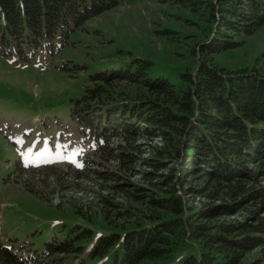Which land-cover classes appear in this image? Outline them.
<instances>
[{"label": "trees", "instance_id": "16d2710c", "mask_svg": "<svg viewBox=\"0 0 264 264\" xmlns=\"http://www.w3.org/2000/svg\"><path fill=\"white\" fill-rule=\"evenodd\" d=\"M123 1L0 0V54L67 45L73 30ZM162 1L203 32L158 30L195 39V68L175 82L133 56L88 71L70 99L82 137L76 158L14 170L28 192L61 195L90 223L92 198L111 228L75 224L42 247L0 238V264H149L184 248L176 264H264V74L215 61L264 24V0ZM70 62L60 65L70 76L88 68Z\"/></svg>", "mask_w": 264, "mask_h": 264}, {"label": "rangeland", "instance_id": "374dc122", "mask_svg": "<svg viewBox=\"0 0 264 264\" xmlns=\"http://www.w3.org/2000/svg\"><path fill=\"white\" fill-rule=\"evenodd\" d=\"M181 13L162 0H124L118 6L88 19L70 33L67 45L56 40L54 50L39 49L27 58L16 53L0 54V238L27 247H42L45 240L61 235L75 224L91 225L95 232L109 230L100 207L88 200L94 214L90 223L74 213L61 195L41 200L14 179L16 165L65 163L82 148V137L71 118V98L83 93L87 72L133 56L154 61L151 74L179 81L180 72L195 68L189 44L175 41L158 30L173 27L198 38L203 32L181 25ZM181 14L188 15L182 12ZM243 43L215 56L226 68L256 66L264 74V24ZM183 40V41H182ZM85 64L88 68L70 76L63 63ZM191 249L184 248L158 263L176 264Z\"/></svg>", "mask_w": 264, "mask_h": 264}]
</instances>
